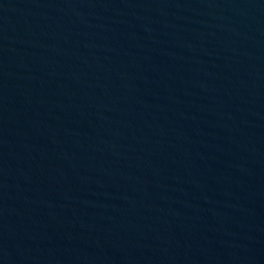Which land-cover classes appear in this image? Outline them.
<instances>
[{
	"label": "water",
	"instance_id": "1",
	"mask_svg": "<svg viewBox=\"0 0 264 264\" xmlns=\"http://www.w3.org/2000/svg\"><path fill=\"white\" fill-rule=\"evenodd\" d=\"M0 264H264V0H0Z\"/></svg>",
	"mask_w": 264,
	"mask_h": 264
}]
</instances>
